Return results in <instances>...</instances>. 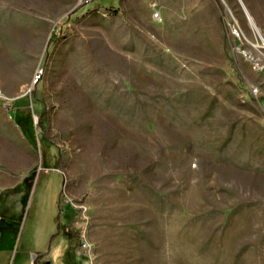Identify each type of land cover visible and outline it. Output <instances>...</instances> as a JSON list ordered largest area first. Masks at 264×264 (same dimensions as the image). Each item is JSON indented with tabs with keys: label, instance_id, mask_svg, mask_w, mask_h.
<instances>
[{
	"label": "rangeland",
	"instance_id": "1",
	"mask_svg": "<svg viewBox=\"0 0 264 264\" xmlns=\"http://www.w3.org/2000/svg\"><path fill=\"white\" fill-rule=\"evenodd\" d=\"M243 7L264 42V0H0V264H264Z\"/></svg>",
	"mask_w": 264,
	"mask_h": 264
},
{
	"label": "crops",
	"instance_id": "2",
	"mask_svg": "<svg viewBox=\"0 0 264 264\" xmlns=\"http://www.w3.org/2000/svg\"><path fill=\"white\" fill-rule=\"evenodd\" d=\"M4 218H11V217L5 216L2 213L1 209H0V220H3ZM12 231H14V230H12ZM2 232H3V230H0V237L2 235ZM59 252H60L59 253L60 254V264H70L67 261H65L64 258H63V254L62 253L64 252V249L62 248L61 250H59ZM32 254H37V253H31V255ZM39 256L47 257V260L45 259L43 263H45V264H51L50 259H49L47 253L46 254L39 255ZM71 264H76V263L75 262H72Z\"/></svg>",
	"mask_w": 264,
	"mask_h": 264
},
{
	"label": "trees",
	"instance_id": "3",
	"mask_svg": "<svg viewBox=\"0 0 264 264\" xmlns=\"http://www.w3.org/2000/svg\"><path fill=\"white\" fill-rule=\"evenodd\" d=\"M25 124L27 125V129L29 130V132H28V134H29V136H30V138L32 139V140H34V134H33V124H32V119H31V117L30 116H28L27 117V119H26V121H25ZM25 125V126H26ZM44 148H46V150L49 148H47V145H45L44 146ZM30 182H32V180H30V179H24V185H27V186H30L31 187V184H30Z\"/></svg>",
	"mask_w": 264,
	"mask_h": 264
},
{
	"label": "built area",
	"instance_id": "4",
	"mask_svg": "<svg viewBox=\"0 0 264 264\" xmlns=\"http://www.w3.org/2000/svg\"><path fill=\"white\" fill-rule=\"evenodd\" d=\"M254 91H256V89H254ZM80 242H81V244H80V249L81 250H86L88 247H89V243L84 239V234L83 233H81V235H80Z\"/></svg>",
	"mask_w": 264,
	"mask_h": 264
},
{
	"label": "bare ground",
	"instance_id": "5",
	"mask_svg": "<svg viewBox=\"0 0 264 264\" xmlns=\"http://www.w3.org/2000/svg\"><path fill=\"white\" fill-rule=\"evenodd\" d=\"M244 11H245V13H246V16H247V18H248V21H249V24H250V26L252 27V29L253 30H255L256 31V28L254 27V24H253V22H252V20H251V18H250V16L248 15V13H247V11H246V9L244 8ZM262 45V44H261ZM256 46V45H255Z\"/></svg>",
	"mask_w": 264,
	"mask_h": 264
},
{
	"label": "water",
	"instance_id": "6",
	"mask_svg": "<svg viewBox=\"0 0 264 264\" xmlns=\"http://www.w3.org/2000/svg\"><path fill=\"white\" fill-rule=\"evenodd\" d=\"M244 8V7H243ZM255 27V26H254ZM256 32H257V34L259 35V32H258V30L256 29ZM259 37H260V35H259ZM260 40H261V43H262V47L264 48V42H263V40L261 39V37H260Z\"/></svg>",
	"mask_w": 264,
	"mask_h": 264
}]
</instances>
